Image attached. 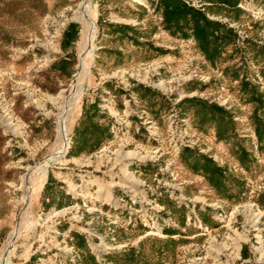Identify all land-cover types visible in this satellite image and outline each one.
<instances>
[{"label": "rangeland", "instance_id": "obj_1", "mask_svg": "<svg viewBox=\"0 0 264 264\" xmlns=\"http://www.w3.org/2000/svg\"><path fill=\"white\" fill-rule=\"evenodd\" d=\"M184 1L214 60L161 0H0V264H264V0Z\"/></svg>", "mask_w": 264, "mask_h": 264}, {"label": "trees", "instance_id": "obj_2", "mask_svg": "<svg viewBox=\"0 0 264 264\" xmlns=\"http://www.w3.org/2000/svg\"><path fill=\"white\" fill-rule=\"evenodd\" d=\"M163 4V17L166 28L172 32L183 31L185 28H190L194 32V37L198 41L200 48L211 60H214L220 54L221 42L228 39L231 41L234 37L233 31L227 29L220 22L210 20L204 11L198 9L184 0H161ZM79 33V26L76 23H71L64 32L62 47L65 49L73 44L77 39ZM60 63H66L65 59L59 61ZM57 66V65H55ZM203 105L202 101H198ZM206 111L212 113V115H219L225 113V110L218 105L205 104ZM203 108L205 106L203 105ZM262 121H258L256 126V132L259 139H262ZM205 160V169L210 165L213 166V161L204 156H200ZM219 169L217 166L213 167V172L219 175Z\"/></svg>", "mask_w": 264, "mask_h": 264}, {"label": "bare ground", "instance_id": "obj_3", "mask_svg": "<svg viewBox=\"0 0 264 264\" xmlns=\"http://www.w3.org/2000/svg\"><path fill=\"white\" fill-rule=\"evenodd\" d=\"M82 10H83V12H84V15H85V18L84 19H82V20H85L88 24L85 26V27H87L89 24H93V21L91 20V18L90 17H88L87 15H86V8H85V5L82 7ZM83 67H84V63L82 62L81 63V69H83ZM64 131V130H63ZM67 132V131H66ZM66 134V133H65ZM64 134V135H65Z\"/></svg>", "mask_w": 264, "mask_h": 264}]
</instances>
